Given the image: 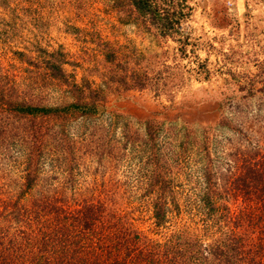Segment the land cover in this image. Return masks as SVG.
Wrapping results in <instances>:
<instances>
[{
	"label": "rangeland",
	"instance_id": "1",
	"mask_svg": "<svg viewBox=\"0 0 264 264\" xmlns=\"http://www.w3.org/2000/svg\"><path fill=\"white\" fill-rule=\"evenodd\" d=\"M78 97L103 106L100 115L41 122L0 112V203L18 209L20 192L29 202L45 190L93 199L165 238L151 218L159 186L147 182L146 124L164 159L186 126L207 129L215 171L233 147L264 146V0H0V102L53 108ZM164 169L181 205L198 191L192 165ZM28 171L38 177L24 188ZM13 218L0 223L9 232ZM176 221L165 226L187 222Z\"/></svg>",
	"mask_w": 264,
	"mask_h": 264
},
{
	"label": "trees",
	"instance_id": "2",
	"mask_svg": "<svg viewBox=\"0 0 264 264\" xmlns=\"http://www.w3.org/2000/svg\"><path fill=\"white\" fill-rule=\"evenodd\" d=\"M103 108L80 97L53 108L0 102L2 113L10 111L18 117L34 114L41 122L47 117L61 122L93 118ZM146 125L151 165L147 182L159 186L151 201V218L156 231L164 229L165 238L149 239L135 230L124 214H107L105 206L93 199L71 196L64 200L45 190L36 192L29 202H19L25 199L22 191L18 209H8L10 202L0 203V223L18 215V229L9 232V226L0 224V264H264V146H256L252 152L233 147L223 155L224 167L215 171L206 145L207 129L198 124V131L186 126L181 130L178 153L167 149L169 157L164 159V154L156 156L155 144H151L156 129ZM38 126L41 128L39 121ZM172 132L176 130L165 131L174 135ZM56 133L61 140V131ZM32 135L33 142L43 136L40 131ZM39 146H33L34 150ZM168 163L188 172L192 165L200 175L198 191H188L182 205L181 197L175 198L173 186L168 184L170 180L165 182L162 177ZM32 172L25 174L24 188L38 177ZM156 174L162 177L158 181ZM182 213L186 224L172 231L165 226Z\"/></svg>",
	"mask_w": 264,
	"mask_h": 264
}]
</instances>
